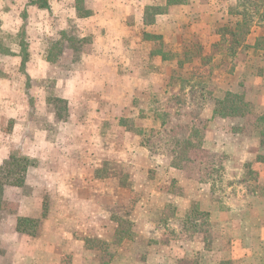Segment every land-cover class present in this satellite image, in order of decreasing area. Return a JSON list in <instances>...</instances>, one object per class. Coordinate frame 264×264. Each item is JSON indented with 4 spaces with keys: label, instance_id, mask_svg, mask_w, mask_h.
<instances>
[{
    "label": "crops",
    "instance_id": "1",
    "mask_svg": "<svg viewBox=\"0 0 264 264\" xmlns=\"http://www.w3.org/2000/svg\"><path fill=\"white\" fill-rule=\"evenodd\" d=\"M71 1L70 9L57 14L64 24L67 19L76 24L71 33L66 27L59 32L74 41L68 49L73 58L63 63L66 73L56 80L64 117L47 111L43 86L42 115L9 116L16 120L11 143L29 166L21 186L2 187L0 264H61L65 258L102 264L107 256L109 264H180L184 258L198 264H264V189L246 202L245 211L211 199L209 185L188 178L170 158L151 156L146 143L157 114L142 101L159 98L168 74L160 70L172 66L156 42L179 39L183 28L218 34L219 24L234 18L225 0ZM31 3L28 46L4 56L16 58L34 81L48 78L35 67L51 65L35 55L28 61L29 49L44 51L40 43L48 34L42 19L51 7ZM33 42L38 48L30 47ZM84 42L86 53L80 50ZM168 42L169 51L177 50L179 42ZM9 83L15 92L16 84ZM7 147L0 146V164L13 155ZM260 177L264 183V169ZM166 209L173 220L165 217ZM193 213L217 227L212 249L186 234ZM19 219L34 220L35 227L19 232Z\"/></svg>",
    "mask_w": 264,
    "mask_h": 264
},
{
    "label": "rangeland",
    "instance_id": "2",
    "mask_svg": "<svg viewBox=\"0 0 264 264\" xmlns=\"http://www.w3.org/2000/svg\"><path fill=\"white\" fill-rule=\"evenodd\" d=\"M31 1L36 5L49 2L51 7L44 11L42 19L48 34L40 43L44 51L28 50V61L35 55L47 62L51 60V65L45 69L35 67L36 72L39 69L48 78L34 81L28 79L16 58L4 56L8 50L18 51L20 45L28 46ZM224 4L228 15L234 18L224 19L218 34H208L203 28L185 33L183 28L179 39L167 38L165 45L156 42L169 55L172 66L166 67L168 71L160 70L168 74L159 98L142 101L157 114L156 123H152L156 130L151 128L146 133V143L151 156L170 158V164L186 172L188 178L209 185L211 199L245 211L246 202L261 197L264 189L260 177L264 169V0H225ZM72 5L71 0L61 3L59 0H0V146H9L10 154L21 157L20 147L11 143L9 137L16 123L9 116L13 112L24 120L35 113L42 115V86L49 103L47 111L56 112L58 118L64 117L66 104L57 98L56 80L66 73L63 63L73 58V50L68 49L74 41L61 37L59 32L66 27L71 33L76 24L69 19L64 24L57 14ZM197 23L201 25L200 20ZM173 40L179 42L177 50L169 51L168 41ZM33 43L30 47L38 48ZM80 50L89 51V43H82ZM136 62L134 58L132 63ZM9 82L16 84L13 93L9 90L13 91L14 86L7 88ZM26 90L28 97H24ZM231 94L238 98L229 97ZM225 97L229 102L216 103ZM229 106L237 107L242 115L219 116L217 112ZM41 122L36 120L38 124ZM24 126L25 122L21 121L20 130ZM217 141L222 145L217 146ZM164 213L173 220L171 210L166 209ZM200 214L193 213L191 217L196 219L197 232H193L195 226L190 221L185 224V232L194 242L200 241L202 246L212 249L214 242L218 244V229ZM101 261L109 264L111 260L107 256ZM61 264L72 263L65 258ZM180 264H198V261L184 258Z\"/></svg>",
    "mask_w": 264,
    "mask_h": 264
},
{
    "label": "trees",
    "instance_id": "3",
    "mask_svg": "<svg viewBox=\"0 0 264 264\" xmlns=\"http://www.w3.org/2000/svg\"><path fill=\"white\" fill-rule=\"evenodd\" d=\"M36 4L35 2H33ZM39 8H46L45 2L37 5ZM8 54V52L6 53ZM24 58L21 62V67L24 65ZM231 98H238L236 94L228 95ZM215 102V100H214ZM225 102H229L226 97L224 99L216 101L217 104L221 105ZM221 117H228V116H239L242 115L238 111V108L235 106H229L228 108L218 111L217 112ZM214 114V111H213ZM29 166V160L25 157H18L16 155H10L9 158L0 164V194L2 191V187L4 185H11L15 187H19L23 184L26 170ZM190 221V224L196 226V219L190 218V215L187 217L186 222ZM34 220L30 219H19L17 222V231L19 232H28L27 227L34 228L35 225ZM192 227V226H191ZM192 227V228H193ZM34 233V232H31Z\"/></svg>",
    "mask_w": 264,
    "mask_h": 264
}]
</instances>
